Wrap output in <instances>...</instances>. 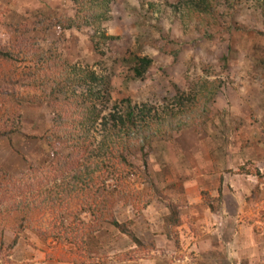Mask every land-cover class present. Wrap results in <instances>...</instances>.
I'll return each instance as SVG.
<instances>
[{
	"label": "rangeland",
	"instance_id": "obj_1",
	"mask_svg": "<svg viewBox=\"0 0 264 264\" xmlns=\"http://www.w3.org/2000/svg\"><path fill=\"white\" fill-rule=\"evenodd\" d=\"M220 11L225 12L223 7ZM55 13L73 17V0H0V44H6L13 27L38 21L30 36L44 50L59 51L68 63L80 62L96 73H104L116 61L114 68L118 75L113 80L115 87L111 94L116 104L127 98L134 104L147 99L156 101L155 94L162 87L170 91L169 78L181 88L197 78L224 82L211 106L212 115L206 126L175 132L169 139L145 147V167L138 153L128 156L136 175L125 174L124 180L143 200L149 201L141 210L119 202L113 215L119 223L131 221L130 229L146 248L139 250L126 236L102 222V229L95 234L97 260L106 264H226V259L218 253L208 252L211 239L227 245L232 238L240 250L238 239L245 233L244 228L252 226L255 234L264 236V178L258 182L254 176L239 171L245 167L264 173V36L256 34L262 28L253 8L243 5L231 18L245 27L243 37L237 29L224 32L218 28L221 39L213 29L214 39L208 40L203 25L185 17L173 0H116L106 35L120 40L102 46L101 60L89 43L90 30H63L56 20H50ZM219 19L224 26L226 22ZM152 39L159 40L156 46L148 42ZM138 49L140 56L152 58V67L144 81L123 82L120 73L127 70L123 61H128ZM222 55L231 62L227 77L216 65ZM257 58L261 64L256 62ZM100 65L106 69L102 70ZM185 91L190 92L187 88ZM6 117L0 106V124L7 121ZM53 117L43 106L23 105L19 132L0 141V167L21 177L28 168H33L34 175L44 178L52 155L39 137L52 128ZM14 120V127H18ZM236 126H240L238 134ZM93 134L95 140L102 137L100 132ZM93 161L100 164L99 160ZM69 176L66 173L62 180L70 182ZM42 187L36 189L39 192L34 191L36 201L41 199L39 194L45 195L46 186ZM84 208V204L73 201L62 206L58 218L68 223L74 214L87 223L90 216ZM37 219L31 223L33 228L44 232L55 223L56 217L43 209ZM224 225L225 230L215 237L216 231L211 229ZM15 235L17 239L12 244ZM0 243L4 244V249H0V264H8L6 257L11 264H74L68 259L75 257L78 264L91 262L65 241L48 239L46 244H41L29 230L17 234L0 226ZM149 243L153 244L152 248L148 247ZM249 246L258 249L257 259L261 261L264 243L251 242Z\"/></svg>",
	"mask_w": 264,
	"mask_h": 264
},
{
	"label": "trees",
	"instance_id": "obj_2",
	"mask_svg": "<svg viewBox=\"0 0 264 264\" xmlns=\"http://www.w3.org/2000/svg\"><path fill=\"white\" fill-rule=\"evenodd\" d=\"M115 1L73 0V17L55 13L50 20H56V25L63 30H90L89 43L101 60L104 56L102 46L114 45L120 40V37L106 35ZM173 1L185 17L203 25V34L208 40L214 39V30L221 39L218 28H223L224 32L237 29L243 37L245 27L231 19L243 5H249L257 13L256 19L262 29L256 34L264 36V0ZM222 7L224 13L220 11ZM220 17L226 22L224 26ZM38 23L31 21L13 27L8 32L6 44H0V106L7 116V121L0 124V141L19 132L23 105L43 106L54 115L52 128L39 137L40 143L50 150L52 160L44 178L34 175L33 168H28L21 177L0 167V226L2 230H13L17 234L29 230L37 235L41 244H46L48 239L65 241L89 257L91 262L88 264H106L97 260L95 234L102 229V222L126 236L139 250L146 248L130 229L131 221L119 223L113 215L119 202L141 210L149 201L148 198L143 200L124 180L125 174L136 175L128 156L138 153L145 167V147L150 148L154 141L169 139L175 132L206 126L212 115L211 106L224 82L221 79H192L186 85L190 92L186 93V88L169 78L170 91L162 87L155 94L156 101L147 99L134 104L127 98L116 104L111 96L115 87L112 83L118 75L114 68L116 61L104 73H96L90 67L81 66L80 62L70 64L59 51L44 50L30 36ZM159 40L164 41V38ZM159 40L148 42L156 46ZM244 43L242 38V46ZM140 51L133 53L128 61L121 57L127 66V70L120 73L123 82L145 80L153 61L146 55L140 56ZM256 60L261 64L260 58ZM216 65L222 74L229 76L231 62L227 56L222 55ZM99 67L106 69L104 65ZM14 119L18 127H14ZM239 128L236 126V134L240 132ZM255 130L260 133L258 126ZM94 131L100 132V140H95ZM94 159L100 164L97 165ZM239 171L254 176L258 182L264 178V173L257 169L249 171L240 167ZM66 173L70 175L68 183L62 180ZM42 185L46 186L45 195L39 194L41 199L36 201L34 191L43 188ZM73 201L85 205L84 210L90 216L87 223L78 220L74 214L68 223L59 220L62 206H69ZM43 209L54 214L56 219L47 231L38 232L31 223L40 219L37 218L43 214ZM16 239L15 235L12 244ZM150 246L152 248L153 244L149 243ZM0 249H4L3 243H0ZM77 260V257L68 259L74 264H78ZM6 262L11 264L8 257Z\"/></svg>",
	"mask_w": 264,
	"mask_h": 264
},
{
	"label": "crops",
	"instance_id": "obj_3",
	"mask_svg": "<svg viewBox=\"0 0 264 264\" xmlns=\"http://www.w3.org/2000/svg\"><path fill=\"white\" fill-rule=\"evenodd\" d=\"M244 150H243V154H245ZM242 159H243V155H242ZM235 206L237 208L236 203H235ZM234 213H237V211ZM257 227L259 228L260 226H257ZM225 228L226 226L224 225L223 227L211 229V230L216 231L215 233V237H216L217 234H221L225 230ZM203 229L205 230L210 229V227H204ZM253 229L254 228L252 226L251 227L248 226L244 228L245 233L240 234V237L238 239L240 240V245H241L240 250H238V248H236V246L233 244L232 238L229 239L230 243L227 245L220 244L218 239H211L209 242L210 249L208 250V252L211 250V253H218L217 255H220L224 259H226L227 261L226 264H264V257H262L261 261H258L257 259V256L259 255L258 249L251 248L249 246L251 245V242L253 245H255L257 242L259 243L261 242L262 244L264 243L262 239L264 236H259L257 233L255 234L253 232ZM153 264H156V263H153Z\"/></svg>",
	"mask_w": 264,
	"mask_h": 264
}]
</instances>
